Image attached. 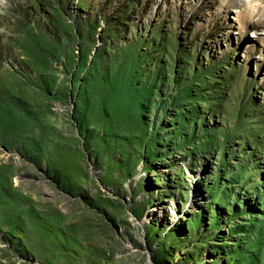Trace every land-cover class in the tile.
I'll return each instance as SVG.
<instances>
[{"label": "rangeland", "instance_id": "374dc122", "mask_svg": "<svg viewBox=\"0 0 264 264\" xmlns=\"http://www.w3.org/2000/svg\"><path fill=\"white\" fill-rule=\"evenodd\" d=\"M0 264H264V0H0Z\"/></svg>", "mask_w": 264, "mask_h": 264}]
</instances>
